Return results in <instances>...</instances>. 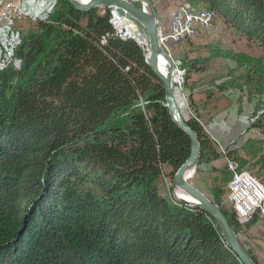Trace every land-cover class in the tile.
I'll use <instances>...</instances> for the list:
<instances>
[{
	"label": "trees",
	"instance_id": "trees-1",
	"mask_svg": "<svg viewBox=\"0 0 264 264\" xmlns=\"http://www.w3.org/2000/svg\"><path fill=\"white\" fill-rule=\"evenodd\" d=\"M189 1L264 48V0ZM65 3L55 26L39 19L22 37L20 66L0 68V264H243L210 215L160 193L163 169L171 181L190 140L141 47L115 33L107 8ZM207 68L189 59L186 78ZM185 120L199 137L197 165L218 155L197 118ZM219 192L208 198L236 233Z\"/></svg>",
	"mask_w": 264,
	"mask_h": 264
},
{
	"label": "rangeland",
	"instance_id": "rangeland-1",
	"mask_svg": "<svg viewBox=\"0 0 264 264\" xmlns=\"http://www.w3.org/2000/svg\"><path fill=\"white\" fill-rule=\"evenodd\" d=\"M7 1L14 7L24 0ZM43 1L47 17L42 20L47 23L55 26L57 13L67 15L65 0ZM148 1L155 11V17L156 9H160L164 21L162 18L159 19L162 24L156 21L163 31L169 28L170 12L179 5L196 11L207 8L201 2L193 3L189 0ZM135 3L139 5V2ZM92 8H95L97 14H103L107 7L99 5ZM110 14L117 28L121 30L114 15L111 12ZM14 19V27L21 39L35 28V22L39 20L22 15ZM85 21L86 19H83L81 25H84ZM57 38L58 35L54 31L48 37L46 45L54 46ZM163 50L182 71L184 77L181 84L172 83L179 107L184 101L181 116L186 119L197 118L213 140L214 149L218 154L202 157L201 160L210 161L198 164L196 173L194 171L188 179L207 197H212L213 188L217 187L220 190L218 202L227 210H231L228 185L233 173L228 169L227 158H236L239 171H249L264 184V89L259 91L255 87L261 82L257 71L260 67L264 68V48L249 42L220 18L215 17L211 26L198 27L195 34L185 40L167 42ZM192 58L206 62L208 68L206 71L190 72L187 79L186 70L189 68V59ZM19 66L15 64L13 67ZM221 85L225 89L220 90ZM190 92L192 102L188 99ZM124 116L123 112H119L114 118L120 121ZM255 122L262 123V126H255ZM229 150L230 155L227 153ZM167 171L168 168L165 167L158 178L159 190L169 201L178 204L174 195L176 187L166 174ZM236 230L242 246L250 248L257 255L259 264H264V212L258 210L253 219L246 224H240Z\"/></svg>",
	"mask_w": 264,
	"mask_h": 264
},
{
	"label": "built area",
	"instance_id": "built-area-1",
	"mask_svg": "<svg viewBox=\"0 0 264 264\" xmlns=\"http://www.w3.org/2000/svg\"><path fill=\"white\" fill-rule=\"evenodd\" d=\"M44 8L43 0H24L14 7L7 0H0V68L21 64V59L15 56V50L21 43V36L14 27V18L22 15L30 16L34 20L45 19L47 13ZM204 9L189 10L187 6L179 5L170 12L169 28L163 31L158 26V40L162 48L167 42H179L192 37L198 27L211 26L215 16L209 9ZM109 21L115 33L122 35L119 30L117 33L111 19ZM104 41L105 38H102L101 42ZM173 65L176 67L174 62ZM227 166L233 173L228 185L232 207L230 211L233 212L238 225H243L253 219L258 210L264 212V184L249 171H239L236 159L227 158Z\"/></svg>",
	"mask_w": 264,
	"mask_h": 264
},
{
	"label": "water",
	"instance_id": "water-1",
	"mask_svg": "<svg viewBox=\"0 0 264 264\" xmlns=\"http://www.w3.org/2000/svg\"><path fill=\"white\" fill-rule=\"evenodd\" d=\"M65 1L73 9L83 12L89 11L92 7L103 5L106 6L108 10L112 13L111 8L112 6H115L125 10L140 21L142 29L147 33L148 36V55L145 54L143 46L136 39L133 40L141 47L147 65L153 71V73L161 80L163 84L165 92L164 105L167 107L169 114L171 115L175 123L185 132V134L189 137L190 140L189 155L175 172L172 181L174 187L178 186L183 189L188 195H190L194 199V203L191 204L184 199H179L178 201L188 206H197L203 211H205L208 215H210L217 222L228 246L238 255L243 264H256L247 252V250L239 242L235 231L231 228L227 217L223 214L219 205L212 202L186 177V172L192 166L196 165L200 158L201 147L199 143V137L197 135V132L180 114V110L174 96L173 86L171 84L170 78V72L173 67V61L169 56L166 55L162 46L159 43L158 26L155 17V11L150 5L149 1L145 0V2H140L139 5L135 3L137 0H88L85 3L79 0ZM116 31L117 33H119L118 29H116ZM120 37L125 39L127 38L123 35H120ZM159 53H163L170 64V68L166 72H163L157 66Z\"/></svg>",
	"mask_w": 264,
	"mask_h": 264
},
{
	"label": "bare ground",
	"instance_id": "bare-ground-1",
	"mask_svg": "<svg viewBox=\"0 0 264 264\" xmlns=\"http://www.w3.org/2000/svg\"><path fill=\"white\" fill-rule=\"evenodd\" d=\"M79 1L85 3L88 0H79ZM137 2H139V3L145 2V0H137ZM111 11H112V14L114 15L116 23L118 24V26L121 30H119L117 28V26L114 23V20H113V24L120 31V34L125 35L126 37H131L132 39H136L143 46L145 54L148 55V53H149L148 36H147V33L142 29L140 21L136 17H134L133 15H131L130 13L126 12L125 10H123L121 8L112 6ZM139 26H140V28H139ZM157 66L163 72L168 71L170 68V64H169L167 58L164 56L163 53H159V59L157 61ZM170 78H171V84L173 82H177L178 84H181V82H182V72L179 71L176 67H174V65H173L172 70L170 72ZM172 86H173V84H172ZM173 91H174V89H173ZM180 114H181V112H180ZM196 167H197V164L192 166L186 172L187 179L193 175L192 173H194V171H196ZM175 187H176V189H175L174 195H175L177 200L184 199L191 204L194 203V199L190 195H188L183 189H181L178 186H175Z\"/></svg>",
	"mask_w": 264,
	"mask_h": 264
},
{
	"label": "crops",
	"instance_id": "crops-1",
	"mask_svg": "<svg viewBox=\"0 0 264 264\" xmlns=\"http://www.w3.org/2000/svg\"><path fill=\"white\" fill-rule=\"evenodd\" d=\"M159 15H160V16H159ZM160 18L163 19V15L161 14L160 9L157 8V9H156V20H157L158 22H160V21H159ZM163 21H164V19H163ZM160 23L162 24V22H160ZM183 104H184V101L180 104V107H179V105H178V107H179V109H180L181 112H182Z\"/></svg>",
	"mask_w": 264,
	"mask_h": 264
}]
</instances>
